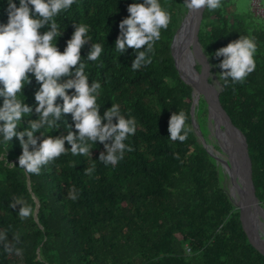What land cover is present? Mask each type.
<instances>
[{
    "label": "trees",
    "instance_id": "trees-1",
    "mask_svg": "<svg viewBox=\"0 0 264 264\" xmlns=\"http://www.w3.org/2000/svg\"><path fill=\"white\" fill-rule=\"evenodd\" d=\"M133 2L76 0L40 29L45 34L52 23L57 25L60 35L53 43L63 53L76 28L88 27L76 68L85 66L89 87L101 86L97 107L102 125L108 123L105 113L119 105L120 116L135 120L136 132L123 141V159L116 165L101 159L114 138L103 143L86 138L87 155H72L65 141L66 153L43 165L39 175L20 168L18 138L0 145V232L6 236L0 241V264H264V253L250 241L240 210L223 185V166L207 146L215 137L207 98L200 91L193 117V87L172 56L173 38L188 13L185 0H160L172 20L152 52L147 45L120 51L119 25ZM236 4L222 0L215 11L206 6L196 38L210 83L215 70L220 77L229 71L220 67L224 57L215 55L219 49L242 38L257 44L256 70L243 82L221 79L218 92L221 106L246 138L256 195L264 208V18L239 12ZM7 7L6 0L0 3V24L8 22ZM35 18L41 19L38 14ZM96 44L102 52L89 60ZM192 50L201 72L205 60ZM139 52L145 60L134 68ZM76 68L58 82L74 79ZM40 88L28 73L17 99L31 112L22 116L17 132L32 131L31 124L41 119L35 99ZM68 94L75 95V90ZM56 103L62 105V98ZM180 111L187 113L191 129L183 143L172 141L169 132L172 115ZM111 122L117 124L118 117ZM75 123L71 114L62 113L50 129L45 124L33 133L37 144L29 145V151L48 138L78 136ZM215 149L226 155L219 144ZM17 197L32 205L30 217H19L23 205L11 206Z\"/></svg>",
    "mask_w": 264,
    "mask_h": 264
},
{
    "label": "clouds",
    "instance_id": "clouds-1",
    "mask_svg": "<svg viewBox=\"0 0 264 264\" xmlns=\"http://www.w3.org/2000/svg\"><path fill=\"white\" fill-rule=\"evenodd\" d=\"M4 0H0L3 3ZM7 24H0V97L4 103L0 106V145L11 141L14 137L21 141L22 156L18 163L20 168L29 174L39 175L41 167L66 153L65 141L71 145L72 155H87L89 146L87 140L101 143L114 138V144L108 148L107 163L116 165L123 159L125 144L123 141L136 132L135 120H125L119 115V105L105 113L107 124L102 125V119L97 107L100 84L89 87L88 77L84 73V65L80 64V50L88 38V27L81 25L76 28L67 48L60 53L53 41L60 32L57 25L52 23L51 30L45 34L40 29L52 21L61 12L68 10L76 0H6ZM207 6L209 11L222 8V0H185V8L198 11ZM128 17L120 22L121 36L117 38L116 47L123 51L126 47L141 49L145 45L152 52L154 44L161 40L162 30H167L172 20V14L166 10L160 0H134L128 7ZM36 14L41 19L35 18ZM102 52L100 44H96L89 55V60H97ZM216 56L224 57L220 67L226 71L222 80L231 78V82H243L256 70L257 44L251 38H242L219 49ZM145 60V53L139 52L134 68H139ZM151 63V60L148 61ZM76 68L75 78L66 83H59V78L70 75ZM33 73L41 84L35 99L38 102L36 112L41 119L31 124L32 131L17 132L18 122L22 116L31 112V108L17 99L27 74ZM75 90V95H69L68 90ZM63 100L62 105L56 103L57 98ZM71 114L79 135L70 133L64 138H48L43 140L39 148L29 151V145L35 146L37 140L33 133L39 131L45 124L50 129L61 114ZM54 117L49 120V117ZM118 117V123L112 124V118ZM188 115L184 111L172 115L169 121V132L172 141L183 143L191 129L187 125ZM183 133V134H182ZM27 136V141H25ZM81 143H77V141ZM130 150V149H129ZM6 163V162H5ZM75 200V195L72 196ZM23 205L19 217L23 220L32 215L34 209L23 197H17L11 206ZM6 239L0 232V241Z\"/></svg>",
    "mask_w": 264,
    "mask_h": 264
},
{
    "label": "water",
    "instance_id": "water-1",
    "mask_svg": "<svg viewBox=\"0 0 264 264\" xmlns=\"http://www.w3.org/2000/svg\"><path fill=\"white\" fill-rule=\"evenodd\" d=\"M205 8L206 6L200 8L198 11L188 10L187 15L185 16L184 20L182 21L179 29L177 30L173 38L172 56L180 70L181 75L183 72L181 71V68H180V65H181L180 59L184 58L185 53L188 54V52H190L192 60H194L192 49H189V47L195 49L198 52V54L202 56V58L206 61L205 56L199 50L198 42L196 38V30L198 28V25L200 24ZM187 19H190V24H189V27L187 28L185 38L182 40V42L178 43L179 35L181 31L183 30ZM201 73L202 74L204 73V67L202 68ZM204 81H205V88L203 89L205 90L204 94L208 101L209 119L210 120L213 119L215 123V127H216L215 130L217 131V125H216V120L212 117V109H213L212 107H214V110L218 112L223 118L224 127L229 132V135L231 134L233 136H236L233 142V147H234L233 152L228 153V151L224 149L222 144L219 145L221 150L224 153H226L228 160L224 161L222 160V158L216 155H215V158L223 166L224 172H227V173H228L227 170L232 166V161L230 159L231 156L234 159L236 163V172L238 173L240 179L238 180L232 173H228V177L232 180L233 190L234 191L237 190L238 195H239V198L237 199L235 206L240 210V219H241L243 228L245 232L247 233L250 241L264 253V235L260 237L255 232L256 238L254 239V237L252 236L250 232L249 227L246 225V222H245L246 212L251 211V209L253 208L257 221H259L262 225H264V208L260 204L259 199L256 195V189L253 183L252 161L249 156L248 144L246 142V138L242 134V132L233 125V123L230 120V117L228 116L226 111L221 106L220 101H219V92L215 90V88L212 86L210 82H208L209 80H207L206 77L204 78ZM191 85L193 87V97H194L191 113H192V116L194 117L197 100L195 98V87L193 84ZM209 95L213 96L214 102L209 99ZM194 125L196 128H198V125L196 124L195 121H194Z\"/></svg>",
    "mask_w": 264,
    "mask_h": 264
},
{
    "label": "bare ground",
    "instance_id": "bare-ground-1",
    "mask_svg": "<svg viewBox=\"0 0 264 264\" xmlns=\"http://www.w3.org/2000/svg\"><path fill=\"white\" fill-rule=\"evenodd\" d=\"M189 24H190V19H187L186 23L184 25V28L181 31L180 35H179L178 43L182 42V40L185 38V34H186V31H187V28L189 27ZM189 49H192V48L189 47ZM188 54L185 53L184 58L180 59V64H181L180 68H181V71L183 72L182 75L187 79V81L189 83L194 85V87H195V98H196L197 103H198V98H199V95H200V91H203L205 93V90L203 89V88H205L204 78L206 77V79L208 80V78L206 76L207 63L205 61L204 73L202 74L200 71H198L196 69L195 61L192 60L190 52H188ZM192 54H193V50H192ZM215 90H216V88H215ZM209 99L211 101H213V96L209 95ZM212 108H213L212 109V117L216 120V125H217V131L214 130V133H215L216 138L218 140V144L219 145L222 144L224 149L226 151H228V153L229 152L231 153V152L234 151L233 150L234 149L233 142H234V139H235L236 136H233L231 134L229 135V132L224 127L223 118L221 117V115L218 112H216L214 110V107H212ZM215 155L218 156L217 154H215ZM231 158H232V156H231ZM233 162L235 164L234 171H231L230 168L227 171H228V173H232L239 180L240 178H239L238 173L236 172V163H235L234 159H233ZM245 222H246V225L249 227L250 232H251L252 236L254 237V239L256 238L255 232L260 237L264 235V225H262L259 221H257L255 212L253 211V208L251 209V211L246 212Z\"/></svg>",
    "mask_w": 264,
    "mask_h": 264
},
{
    "label": "rangeland",
    "instance_id": "rangeland-1",
    "mask_svg": "<svg viewBox=\"0 0 264 264\" xmlns=\"http://www.w3.org/2000/svg\"><path fill=\"white\" fill-rule=\"evenodd\" d=\"M236 8L239 12H243V13L251 12V11L254 12V10L252 9V0H237ZM230 10H235V7L232 6ZM254 14L256 15L255 12H254ZM209 78L212 80L211 84L216 88V90L220 91L221 86H222L220 73L217 70H215L214 72H212L210 74ZM210 125H211V128L213 130L212 134H214L215 137L211 139V143L208 144L207 146L209 147L211 152L217 154L218 157L222 158V160H224V161L228 160V157L225 154H222V153H220V151H217L215 149V146L218 145V140H217L216 135L214 133V130L216 127H215V123L213 120L210 123ZM230 159L232 161V166L230 167V169H231V171H234L235 164L233 162V159L232 158H230ZM226 173L227 172H225V175H224L223 185L226 188L227 192L229 193V195L232 198V201L235 205V203L237 202V199L239 198L238 191L233 190L232 180L228 177V173L227 174Z\"/></svg>",
    "mask_w": 264,
    "mask_h": 264
},
{
    "label": "built area",
    "instance_id": "built-area-1",
    "mask_svg": "<svg viewBox=\"0 0 264 264\" xmlns=\"http://www.w3.org/2000/svg\"><path fill=\"white\" fill-rule=\"evenodd\" d=\"M252 9L257 16L264 18V0H252Z\"/></svg>",
    "mask_w": 264,
    "mask_h": 264
}]
</instances>
